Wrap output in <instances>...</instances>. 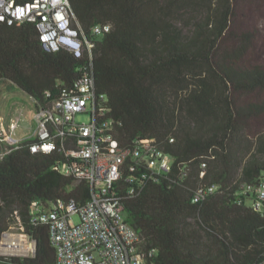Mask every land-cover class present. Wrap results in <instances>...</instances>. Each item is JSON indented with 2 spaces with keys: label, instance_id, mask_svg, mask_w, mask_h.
Wrapping results in <instances>:
<instances>
[{
  "label": "trees",
  "instance_id": "trees-1",
  "mask_svg": "<svg viewBox=\"0 0 264 264\" xmlns=\"http://www.w3.org/2000/svg\"><path fill=\"white\" fill-rule=\"evenodd\" d=\"M158 1L70 0L75 22L96 43L92 58L87 48L81 58L47 50L31 22L0 21V80L46 105L89 72L97 107L122 145L152 139L173 155L160 174L128 158L113 187L144 237L147 264H264V204L254 209L257 192L246 189L264 179L262 33L246 0H211L184 26L170 9L179 0ZM101 23L111 30L93 35ZM34 141L0 155V241L20 217L36 253L0 254V264L56 263L49 227L30 221L32 202L91 197V185L59 171L62 154L32 152ZM211 184L218 190L195 201Z\"/></svg>",
  "mask_w": 264,
  "mask_h": 264
},
{
  "label": "built area",
  "instance_id": "built-area-1",
  "mask_svg": "<svg viewBox=\"0 0 264 264\" xmlns=\"http://www.w3.org/2000/svg\"><path fill=\"white\" fill-rule=\"evenodd\" d=\"M0 21L9 25L33 23L47 50H68L81 58L87 48L92 58L96 46L87 39L80 23L75 22L70 0H0ZM111 28V23H101L92 29V34L101 36ZM98 100L95 79L89 72L83 74L75 89L64 90L60 98L46 105L34 99L37 128L35 141L30 144L32 152H59L65 159L59 171L76 183L87 182L92 191L85 203L75 198L47 203L34 200L30 221L49 227L57 251L54 264H147L141 249L144 237L126 221L125 203L113 187L130 157L145 161L155 174L170 171L174 157L161 150L152 139H137L132 145H122L115 135V122L102 117ZM84 114H88L89 119L78 121V116ZM17 127L18 121H14L10 133L7 132L0 116L1 156L12 150L13 147L9 149L7 145L10 141H19L14 137ZM218 188L216 184L200 186L195 201ZM246 189L257 192L253 207L262 210L264 179L257 188L247 185ZM18 221L24 232L20 217ZM10 236L15 248L21 246L14 252L16 256L35 255L36 241L30 235L24 232ZM6 237L0 241L2 251Z\"/></svg>",
  "mask_w": 264,
  "mask_h": 264
},
{
  "label": "rangeland",
  "instance_id": "rangeland-1",
  "mask_svg": "<svg viewBox=\"0 0 264 264\" xmlns=\"http://www.w3.org/2000/svg\"><path fill=\"white\" fill-rule=\"evenodd\" d=\"M209 1L211 0H179L172 5L170 9L174 14L177 25L184 26L188 24L192 16L203 13ZM158 2L160 3L161 0ZM243 4V9L248 11L250 15L249 18L258 25L262 37L264 38V0H246ZM0 116L3 119L5 129L9 133L11 122L13 120L18 121V127L14 134L15 138H17V136L28 137L26 139L34 138V132L37 128L35 101L29 94L8 80H0ZM88 119V114L78 116V121H86ZM21 141L22 140L18 142L10 141L8 144L5 142L3 143L4 145L7 144L10 149ZM75 220H78V218H75ZM6 234L13 236L24 234L18 220H14L11 223L10 229L3 234L2 239L6 237ZM0 254L17 255L14 252H3L2 250H0Z\"/></svg>",
  "mask_w": 264,
  "mask_h": 264
},
{
  "label": "bare ground",
  "instance_id": "bare-ground-1",
  "mask_svg": "<svg viewBox=\"0 0 264 264\" xmlns=\"http://www.w3.org/2000/svg\"><path fill=\"white\" fill-rule=\"evenodd\" d=\"M10 237H11L10 234H8L7 237H6L4 246H2L3 251H7V252H17V251H19L21 246H19L18 248H15L14 247L15 246L14 245L15 242L13 241L14 239H12Z\"/></svg>",
  "mask_w": 264,
  "mask_h": 264
},
{
  "label": "crops",
  "instance_id": "crops-1",
  "mask_svg": "<svg viewBox=\"0 0 264 264\" xmlns=\"http://www.w3.org/2000/svg\"><path fill=\"white\" fill-rule=\"evenodd\" d=\"M8 81H9V80H8ZM9 82H11V81H9ZM14 121H15V120H13L12 122H14ZM12 122H11V123H12ZM26 138H28V137H18V136H17V139H18V140H23V139H26Z\"/></svg>",
  "mask_w": 264,
  "mask_h": 264
},
{
  "label": "snow or ice",
  "instance_id": "snow-or-ice-1",
  "mask_svg": "<svg viewBox=\"0 0 264 264\" xmlns=\"http://www.w3.org/2000/svg\"><path fill=\"white\" fill-rule=\"evenodd\" d=\"M19 11H22V9H20Z\"/></svg>",
  "mask_w": 264,
  "mask_h": 264
},
{
  "label": "water",
  "instance_id": "water-1",
  "mask_svg": "<svg viewBox=\"0 0 264 264\" xmlns=\"http://www.w3.org/2000/svg\"><path fill=\"white\" fill-rule=\"evenodd\" d=\"M36 247H37V242H36Z\"/></svg>",
  "mask_w": 264,
  "mask_h": 264
}]
</instances>
